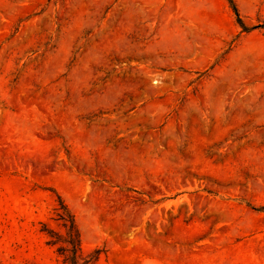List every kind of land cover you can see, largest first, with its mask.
Listing matches in <instances>:
<instances>
[{"label":"rangeland","instance_id":"obj_1","mask_svg":"<svg viewBox=\"0 0 264 264\" xmlns=\"http://www.w3.org/2000/svg\"><path fill=\"white\" fill-rule=\"evenodd\" d=\"M233 1L246 30L227 0H0V264H64L58 195L95 264H264V0Z\"/></svg>","mask_w":264,"mask_h":264},{"label":"trees","instance_id":"obj_2","mask_svg":"<svg viewBox=\"0 0 264 264\" xmlns=\"http://www.w3.org/2000/svg\"><path fill=\"white\" fill-rule=\"evenodd\" d=\"M227 1L229 2L231 9L236 16L238 24L243 28V30H246V27L243 25L234 1ZM255 26L264 28V22ZM57 198L60 207L56 209L58 210L56 212V216L57 219L60 220L65 233L62 239H60V237H58L57 235V238L50 239L48 242L52 244L58 241L62 242V245L57 248V252L62 255V262L64 264H95L100 256L101 249H94L86 254L83 253L80 243V235L75 224L74 217L70 213L66 205L63 203L61 197L58 195ZM50 232L51 231H48L47 233L49 234V236H52Z\"/></svg>","mask_w":264,"mask_h":264},{"label":"bare ground","instance_id":"obj_3","mask_svg":"<svg viewBox=\"0 0 264 264\" xmlns=\"http://www.w3.org/2000/svg\"><path fill=\"white\" fill-rule=\"evenodd\" d=\"M55 173H58V171H56Z\"/></svg>","mask_w":264,"mask_h":264}]
</instances>
